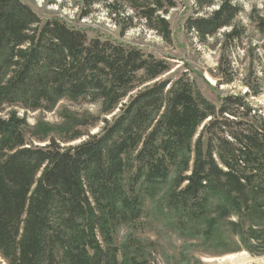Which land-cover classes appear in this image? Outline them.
<instances>
[{"label":"trees","instance_id":"1","mask_svg":"<svg viewBox=\"0 0 264 264\" xmlns=\"http://www.w3.org/2000/svg\"><path fill=\"white\" fill-rule=\"evenodd\" d=\"M189 1L193 17L186 29L201 42L225 29L240 38L235 27L244 11L240 0ZM102 2L82 0L80 19ZM166 2L114 0L110 7L128 5L170 41L164 15L178 3ZM257 26L264 33V15ZM171 69L168 61L136 48L89 40L63 19L43 21L22 0H0L4 264H121L114 230L144 213L141 198L123 186L131 152L137 173L150 182L180 170L170 205L181 229L205 218L210 200L230 213L254 210L264 198V115L250 99L261 96L264 76L257 88L245 84L246 94L226 96L217 108L186 74L167 77ZM63 101L99 105L105 118L97 119V133L29 145L27 114L50 111ZM235 188L246 189L247 201Z\"/></svg>","mask_w":264,"mask_h":264},{"label":"rangeland","instance_id":"2","mask_svg":"<svg viewBox=\"0 0 264 264\" xmlns=\"http://www.w3.org/2000/svg\"><path fill=\"white\" fill-rule=\"evenodd\" d=\"M22 2L43 21L63 19L86 33L89 40L99 38L168 61L172 69L167 77L186 74L217 108L226 96L246 94L249 88L245 84L257 88L258 78L264 76V33L257 26L264 15V0L239 1L244 10L235 23L240 38H231L232 30L225 29L204 42L186 29V22L193 17L189 0H177L178 7L164 15L172 31L170 41L149 29L128 5L122 3L112 9L114 0H103L84 20L80 19L82 0ZM164 5H168L166 0ZM125 28L128 30L123 34ZM261 92L250 101L264 115ZM100 113L99 105L84 101H63L50 111L29 112L27 141L43 147L53 139L67 142L76 132L95 134L99 130L95 127L97 119L105 118ZM134 156L131 152L125 157L123 186L141 198L144 213L137 222L114 230L121 264H264V198L256 200L255 211L243 209L242 213H230L218 200H210L208 215L181 229L179 215L170 205L180 170L173 169L164 181L150 182L146 174L137 173ZM242 189L234 191L243 200L246 189ZM0 264H4L1 257Z\"/></svg>","mask_w":264,"mask_h":264}]
</instances>
